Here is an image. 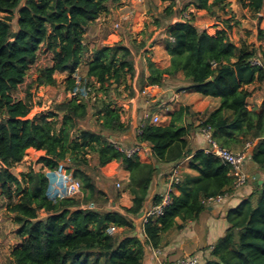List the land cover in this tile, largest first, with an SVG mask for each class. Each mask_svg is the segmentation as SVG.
Masks as SVG:
<instances>
[{"label":"trees","instance_id":"1","mask_svg":"<svg viewBox=\"0 0 264 264\" xmlns=\"http://www.w3.org/2000/svg\"><path fill=\"white\" fill-rule=\"evenodd\" d=\"M22 1L0 0V196L14 213L13 220L19 225L16 234L22 240L11 251V264H144L146 245L160 248L162 234L176 225L177 217L183 224L195 220L207 208L203 199L233 191L229 166L206 149L191 147L195 117L198 126L209 127L223 146L251 140L250 161L264 173V103L261 110L249 109L250 92L245 88L255 80L264 81V52L260 55L257 47L247 44L238 46L226 29L211 34L187 20L171 24L165 42L170 65L161 68L148 58L149 73L143 71L139 76L141 90L162 87L183 72L186 84L181 90L220 97L221 103L206 117L182 105L171 113L169 124L142 118L138 142L150 143L158 162L176 163L191 155L190 167L198 172L186 173L177 183L180 194L173 193L164 213L144 222L143 241L134 234L135 218L144 211L158 169L153 162L142 161L139 155L127 156L115 147L117 136L128 125L113 101L100 99L101 104L95 105L98 130L79 126L88 118L90 105L78 95L56 103L53 110L27 117L33 108L34 86L56 85L57 75L67 74V90L75 88L73 75L90 50L84 42L85 28L121 0ZM228 1L189 3L214 13L215 7L225 10ZM237 1L253 12L264 10V0ZM173 4L162 14L164 20L175 14ZM16 15L18 28L14 29ZM157 24L163 21L158 19ZM260 37L264 38V30ZM92 53L85 62L86 77L106 95L111 84L122 85L128 73H135L128 45L95 46ZM255 56L262 59V66L251 63ZM155 99L148 106L150 114L160 106ZM91 154H96L95 165ZM27 155L38 156L43 167L14 174L11 168ZM121 165L130 171L125 189L133 196V205L123 207L124 211L114 208L123 190L113 193L112 202L96 179L98 175L113 177ZM44 168L71 173L80 181L82 195L50 198ZM260 180H251L254 189L228 209L225 233L202 264H264V181ZM161 199L155 196L154 203ZM40 211L47 215L39 217ZM113 225L123 231L110 233Z\"/></svg>","mask_w":264,"mask_h":264},{"label":"rangeland","instance_id":"2","mask_svg":"<svg viewBox=\"0 0 264 264\" xmlns=\"http://www.w3.org/2000/svg\"><path fill=\"white\" fill-rule=\"evenodd\" d=\"M190 1L191 0H121L120 2L110 4L108 11L102 13L96 21L85 28L84 42L89 46L90 50L85 53L83 64L73 75L77 79L75 88L71 91L67 90V79L69 78L67 74L57 75L58 83L56 85L34 86L32 88L33 108L27 117L31 118L39 112L53 110L56 103L69 100L78 95L80 98L86 99L90 105L89 116L80 123L79 126L81 128H91L93 130H98L100 128V121L96 115L97 107L95 106L96 104H101L100 99L113 101L114 107L121 110V119L125 123L130 119L129 113L133 112L135 105L139 113H143L144 110L147 111V117L152 121L156 115H158L160 122L163 121L167 114V112L159 111V109L163 107L158 108L156 112L150 114L148 106L151 105L153 101L149 103L147 97L143 94L140 88L139 76L143 71L146 74L149 73L147 65L148 58L161 68L170 65L171 56L166 49L165 42L168 37V27L177 21H190L195 26L200 29H206L211 34H215L218 29H226L230 38L238 46L247 44L250 48L257 47L260 55L264 52V38L260 37V30H264V10L256 13L247 7H243L237 0H229L225 10H219L215 7L214 10H216L212 13L207 9L195 8L194 5L189 3ZM23 2L24 0L22 4ZM173 2V9L176 11L175 14L171 18L164 20L162 14H165L166 8ZM158 19L163 21V24H157ZM17 21L18 16L16 15L13 20L14 29L18 28ZM116 43H123L132 49L135 73L134 75L128 73L126 81L122 85L118 86L115 83L111 84V88L106 95L99 89V84H94L96 82H94L93 79H87L85 62L93 55L92 52L95 46L114 45ZM185 82L183 72H179L176 78L172 80L168 79L166 84L157 91L156 98L162 97L163 95L165 96L168 90L170 93H173V95L174 92H180V87L185 85ZM132 90L134 91L133 95L131 94ZM155 92L156 91H154V93ZM170 97H172V95ZM170 97H167V99ZM97 100L99 104L96 103ZM169 101L172 103L174 102L172 98ZM169 103L170 102H167L166 104ZM263 103L264 100L261 105H263ZM141 115L143 116L144 113ZM195 121V125H198L200 122L198 118H196ZM198 127L200 126H196V128ZM249 144L251 146V140H247L245 144L242 143L239 147L243 148ZM234 148L237 149L238 146ZM89 157L91 163L95 165L97 163L96 154H91ZM37 160L38 156L33 157L27 155L21 162L15 164V166L11 168V171L20 176L22 172H27L31 169L40 170L43 165ZM45 169L46 168H44V170ZM59 170L66 175V180L72 177L71 173H65L62 168ZM252 178L253 177L250 175L248 180L250 185H253V183L250 182L253 180ZM59 179L61 178H58V181ZM96 179L99 186L108 191L111 197L110 201L112 202L115 196L113 193L124 189L123 184L114 176L108 178L98 175ZM70 181L71 180H69V182ZM69 182L65 181L64 184ZM118 183H120V185H118ZM253 189L254 186L251 188V191ZM47 195H50L49 197L52 199H55L56 196V199L65 197L63 190L58 195H52L49 188L47 190ZM79 195H82V192L79 193ZM119 199L120 197L117 199V202H119ZM117 202L115 206L119 204ZM46 215L47 213L44 211L39 212V217L41 218ZM138 218H143V216H138L136 219ZM13 219L14 213L9 210L7 200L0 196V264H11L9 261L11 251L22 242L16 234L19 225H17ZM213 246L214 244L210 245L208 248L212 249ZM193 254H199L202 263L207 258L205 255H208L206 250L197 251ZM159 259L161 258L159 257ZM154 260L158 259L155 258ZM158 262H160V260H158Z\"/></svg>","mask_w":264,"mask_h":264},{"label":"crops","instance_id":"3","mask_svg":"<svg viewBox=\"0 0 264 264\" xmlns=\"http://www.w3.org/2000/svg\"><path fill=\"white\" fill-rule=\"evenodd\" d=\"M245 88L250 92L247 101L248 108H255L257 110H261V104L264 100V81L255 80L253 83L246 85ZM171 95L172 97H170ZM167 97L170 98L167 99ZM171 98L174 100L173 103L169 101L171 100ZM157 99L160 102L159 108L163 107L159 109V111L167 112L166 118L161 122H156L158 124H169L171 121V113L178 110L182 105H189L194 112L200 113L199 117H206L210 112L219 107L221 103L220 97L204 95L202 93L190 89L181 90L180 92H174V95L168 90L165 96L163 95L162 97H159ZM167 102L170 103L166 104ZM143 113V116L147 117V111L144 110ZM143 113H139L138 109L136 108V105L134 106L133 112L129 113L130 119H128L126 123L128 125V129L126 132L117 136V141L128 145L138 142L137 131L140 120L143 117L141 114ZM190 141H192L190 145L194 150L202 148L207 149L208 134L203 132L201 127L195 128L193 133L190 135ZM242 143L245 144V142ZM242 143H232L229 148L232 150H238L241 148L239 146ZM143 145L145 149L139 155L142 161L153 162L158 169L154 176L153 182L150 187L149 195L145 202V212L153 206L155 196H160L166 190L169 181L168 172L173 167H177L178 171L180 172L181 181L183 177H185L186 173L197 175L198 172L190 167L189 162L191 159V155L186 156L185 158L180 161H177L176 163H160L156 160L155 156L153 155L150 143L143 142ZM236 146H238L237 149L234 148ZM246 169L250 173L251 177H253V180L256 179L255 175L259 173L260 176L258 178H261V180L264 181V173H261V171L257 169L255 163L248 161L246 164ZM44 171L49 177V185H51V183L53 182V177L51 175L52 173H59L60 176L66 177V175L63 174L61 170L52 171L46 168ZM114 176L118 181L123 184L124 188L121 193L119 202H117L119 203L117 204L118 206H115L116 202L114 201V207L120 209L121 211H124L123 207H130L133 205V196L128 189H125L127 183L130 180V171L121 165L117 168ZM54 178H57V176H55ZM72 179L73 178L70 177L68 178V180H59H61L60 183L62 184L63 182H69V180ZM252 187L253 185H250L248 183L239 190L234 191L233 194H231V196H229L222 203L216 205H206L207 208L195 220H191L183 224L182 219L180 217H177L176 225L162 234V243L161 247L159 248L161 249L162 253L160 255L161 259H158L160 260V262H158V260H154L155 258H153L155 248L146 245L147 253L146 258L144 260V264L170 263L176 261L181 257L191 255L193 253H196L197 251L203 250H206L208 254L207 256L205 255V257H210L211 249H209L208 247L210 245L215 244L218 238L224 235L225 230L228 226L226 221V214L228 209L230 207L236 206L245 195L251 192ZM174 193L180 194V189L177 185L174 188ZM135 224L136 230L134 231V234L139 235V237L144 241L146 239V235L143 232V218H135ZM180 224H183V226L180 227ZM117 231H123V229L118 228Z\"/></svg>","mask_w":264,"mask_h":264},{"label":"built area","instance_id":"4","mask_svg":"<svg viewBox=\"0 0 264 264\" xmlns=\"http://www.w3.org/2000/svg\"><path fill=\"white\" fill-rule=\"evenodd\" d=\"M252 64L263 65V61L259 56H255L251 59ZM161 89L159 85L149 86L146 89L142 90L145 97H147V101L150 103L154 101L157 96V91ZM154 91H156L154 93ZM154 117V116H153ZM159 121L158 115H156L151 122L156 123ZM144 125V122H140L138 126L137 134L141 132V129ZM203 132L208 134V147L206 149L207 152L212 153L229 166L230 174L233 177V191H227L223 194H219L216 196H211L203 199L205 205H216L225 201L234 191L239 190L241 187L248 183L250 175L246 169V164L251 160V152H250V144L246 145L243 148L238 150H232L229 147L221 145L216 139H214L211 135V131L209 127H201ZM115 147L124 153L127 156L140 155L145 147L143 142H136L134 144H125L120 141H115ZM168 185L166 190L161 194V201L159 203H154L153 206L144 212L143 220L144 222L148 221L150 216H158L164 213V209L167 205L172 202V196L174 193V188L178 182L181 180L180 172L177 167H173L168 172ZM120 185V183H118ZM81 192V183L78 180L72 179L69 183L65 185L64 194L65 196H74L78 195ZM118 230V227L111 226L108 231L110 233H114ZM162 251L159 248L154 249L153 258L159 259ZM162 264H202L201 256L199 254H192L182 258L177 259L176 261L170 263H162Z\"/></svg>","mask_w":264,"mask_h":264},{"label":"bare ground","instance_id":"5","mask_svg":"<svg viewBox=\"0 0 264 264\" xmlns=\"http://www.w3.org/2000/svg\"><path fill=\"white\" fill-rule=\"evenodd\" d=\"M51 175L53 177V182L49 186V191L52 195H58L62 192V190L64 191L65 185H66V183L64 184V182L61 184L60 183L61 180L58 181V178H61L63 180H65L66 178L63 176H60L59 173H52ZM55 176H57V178H54Z\"/></svg>","mask_w":264,"mask_h":264},{"label":"water","instance_id":"6","mask_svg":"<svg viewBox=\"0 0 264 264\" xmlns=\"http://www.w3.org/2000/svg\"><path fill=\"white\" fill-rule=\"evenodd\" d=\"M260 176V174L259 173H257L256 175H255V177L256 178H258ZM263 181L262 180H260V183H262ZM144 215V211H141L140 213H139V217H142Z\"/></svg>","mask_w":264,"mask_h":264}]
</instances>
